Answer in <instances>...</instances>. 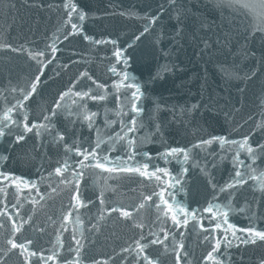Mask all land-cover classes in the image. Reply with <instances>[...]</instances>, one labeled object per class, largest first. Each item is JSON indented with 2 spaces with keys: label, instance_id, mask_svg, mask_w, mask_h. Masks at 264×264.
<instances>
[{
  "label": "snow or ice",
  "instance_id": "snow-or-ice-1",
  "mask_svg": "<svg viewBox=\"0 0 264 264\" xmlns=\"http://www.w3.org/2000/svg\"><path fill=\"white\" fill-rule=\"evenodd\" d=\"M3 6L8 11L15 7L7 2ZM217 7L238 13L229 19L224 38L217 35V43H231L233 37L237 42L243 40L245 45L259 41L258 54L246 52L257 60V68H250L244 78H254L257 71L264 70V0H218ZM63 8L70 30L67 26L57 28L54 37L46 40L42 48L17 47L7 39L0 42V50L25 55L29 62V71L23 75L5 67L6 82H0V139L8 142L9 149L20 148L25 157L35 152L37 145L52 148L58 157L54 164L41 169L47 175H41L39 181H24L0 172V180L9 185L0 188L3 197L0 199V264H233L228 251L233 241L237 248L264 246V224L256 223L264 220V112L252 131L243 134L240 140L209 135L207 139L198 138L194 144L190 142L189 147L162 145L164 152H157L158 157L182 158L184 163L190 161L197 149L206 150L213 157V169L218 155L221 162L225 159V146L228 151L235 149L233 169L223 183L216 181L206 166L201 168V173L208 177L206 186L211 187V198L201 208L175 202L174 198L166 197V189L173 184L183 187L181 180L188 169L182 168L181 175L171 177L168 169L151 164V151L144 140L154 141L161 125L154 114L144 115L140 103L144 95L142 86L116 67L106 69L117 77H108L111 85L89 70H77L63 80L61 69L70 71L79 61L71 57L67 63L61 60L58 46L61 37L69 41L82 35L84 41L95 45L111 44L117 65L123 61L126 67L131 59L117 40L94 39L84 32L82 22L87 19V12L76 2L64 0ZM170 10L176 16V33L183 32L187 27L181 19L183 5L178 0H167L166 5H157L154 14L150 9L142 17L143 31L133 34L132 40L138 43L154 28L161 14ZM201 42L206 51L208 40ZM127 47L134 45L129 41ZM58 61L52 75L49 69ZM164 71H168L167 66ZM130 80L133 82L128 83ZM57 81L60 83L45 95V90ZM110 97H114V108L108 106ZM34 104L39 109L35 114ZM236 110L235 106L231 109L233 114ZM117 124L119 127H114ZM149 127L153 130L151 138L142 135ZM257 130L259 136L253 138ZM217 142L220 153L212 151ZM241 153L245 159L240 158ZM89 174H92L90 187L86 179ZM164 177L169 179L165 181ZM136 178L144 184L156 181L159 191L149 192L145 188L144 193L128 203L110 198L119 190L110 180L127 179L135 183ZM45 180L47 187L41 188L39 185ZM20 184L29 191L23 196L16 192L9 198V192L19 189ZM58 198L59 209L46 214L43 224L37 223V217L46 213L50 202ZM241 200L246 207L238 210L249 214V224L237 228L229 223L228 217ZM205 214L210 228L202 223ZM222 225H227L223 241L219 237ZM197 228L201 229L197 241L203 248L199 258L188 243ZM229 233L232 239H228ZM98 247L103 251H97ZM256 264H264V254L257 258Z\"/></svg>",
  "mask_w": 264,
  "mask_h": 264
},
{
  "label": "water",
  "instance_id": "water-1",
  "mask_svg": "<svg viewBox=\"0 0 264 264\" xmlns=\"http://www.w3.org/2000/svg\"><path fill=\"white\" fill-rule=\"evenodd\" d=\"M5 2L14 4L15 7L8 11L3 6ZM68 2H76L87 12V19L82 24L84 32L90 38L117 40L118 46L123 47L131 59L126 67L123 61L117 65L111 44L95 45L84 41L82 35L72 37L69 41H63L61 37L62 43L58 45L61 47V60L67 63V58L71 57L72 60L79 61L78 64L71 66L70 71L61 69L63 80L66 81L77 70H89L101 81L108 80L109 76L116 79L114 74L106 71L108 67H116L118 72H127L133 77L135 83L142 86L141 91L144 95L140 103L145 110L144 115L154 114L161 125V131L156 134L154 141L144 140V144L151 151V164L168 169L171 177L181 175L182 168L188 169L181 180L183 187L173 184V187L166 189V197H172L175 202L190 208H201L211 198V187L206 186L208 177L201 173V168L206 166L212 177L223 183L233 169L232 158L235 149L228 151L225 146V159L221 162L218 155L215 169L213 157L206 150L197 149L192 152V158L187 163L176 157L166 160L162 156L158 157L157 152L163 154L162 145L189 147L190 142L194 144L198 138L207 139L209 135L240 140L243 134L252 131L261 119V113L264 112L262 102L264 70L257 71L254 78L246 80L244 77L250 68H257V60L247 56L246 52L255 51L258 54L259 41L245 45L243 40L237 42L233 37L231 43H217V35L223 39L229 19L238 15L233 9L217 7L218 0H178V3L183 5L181 19L187 24L184 31L176 33V16L170 10L169 13L161 14L154 28L138 43L132 40V37L133 34L138 35L143 31L145 20L142 17L150 9L154 14L157 5L161 3L166 5L167 0H68ZM63 3L64 0H0V42L7 39L17 47L23 45L25 48L30 46L42 48L46 40L54 37L57 28L63 29L67 26L70 30V25L66 24ZM201 39L209 42L206 51ZM129 41L134 47H127ZM58 63L59 61L49 69L52 75H55L54 70ZM6 66L14 73L22 75L29 71V62L25 55L0 50V82H6L8 75L5 71ZM165 66L168 71H164ZM59 83L60 81H57L45 90V95L53 91ZM108 83L111 85V80H108ZM238 89L244 91L240 92ZM128 95L130 97V92ZM109 99L111 102L108 106L114 108V97ZM193 105L196 106L195 109ZM233 106L237 109L234 114L231 111ZM32 107L35 114L39 109L35 104ZM93 110H96L95 107ZM109 118H112L111 115ZM99 123L103 124L102 118ZM114 127L118 128L119 125ZM83 135L88 136L87 128L83 130ZM142 135L151 138L152 128L146 129ZM258 136L257 130L253 133V138ZM31 144L30 140L29 146ZM220 149L221 146L217 142L212 151L220 153ZM9 156L11 158L4 159ZM57 158L52 148L39 145L35 152L25 157L20 148L9 149L8 142L0 139V172L24 181H39L41 175H47L41 169L48 168L50 163L54 164ZM240 158L245 159V154L241 153ZM196 164L199 167H194ZM86 179H89L90 187L92 174L86 176ZM164 179L167 181L169 177ZM47 183L45 180L39 186L46 188ZM109 183H116L119 189L114 195H110V198L124 203L136 199L145 192V188L149 192L159 191L156 181L144 184L140 178H136L135 183H130L127 179L110 180ZM7 187L9 185L0 180V188ZM28 191L20 184L19 189L13 188L12 192H9V198L16 192L23 196ZM2 198L0 194V199ZM60 202L59 198L50 202L46 213H41L36 222L43 224L45 215L59 209ZM236 207L237 210L231 212L228 217L229 223L235 224L237 228L247 227L249 214L238 210L246 207L243 200L239 201ZM206 217L207 214L202 223L205 228H210ZM256 223L259 226L264 224V220ZM226 228L227 225H222L219 232L222 241ZM199 231L201 229L197 228L188 241L189 249L195 251L197 258L203 251L197 241ZM200 239L202 240V237ZM228 239H232L230 233ZM96 250L103 251L99 247ZM223 251L222 248L221 252ZM228 251L233 264H256L257 258L264 254V246L237 248L236 242L233 241V247ZM224 259L227 260L228 257Z\"/></svg>",
  "mask_w": 264,
  "mask_h": 264
}]
</instances>
